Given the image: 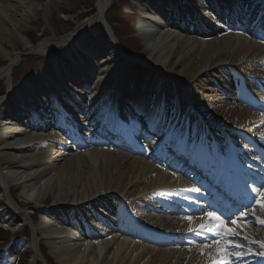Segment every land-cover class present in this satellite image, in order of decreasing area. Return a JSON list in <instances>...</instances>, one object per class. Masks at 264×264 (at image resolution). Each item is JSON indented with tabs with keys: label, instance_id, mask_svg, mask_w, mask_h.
<instances>
[{
	"label": "bare ground",
	"instance_id": "6f19581e",
	"mask_svg": "<svg viewBox=\"0 0 264 264\" xmlns=\"http://www.w3.org/2000/svg\"><path fill=\"white\" fill-rule=\"evenodd\" d=\"M24 1L26 0H0V35L3 34L0 38V55L8 60L9 65L15 63L21 54L15 56L8 54L3 45L15 39L23 42L25 51L45 56L64 45L68 46L69 43L84 44L87 42L84 31L90 30L95 25L108 27L106 31L109 30L112 37V30L103 18L111 0H98L95 14L81 24L76 23L77 29L69 36L62 40L57 38L44 40L34 45L25 36L28 29L25 25L35 18L36 8L31 6V0L27 4ZM135 1L140 5L144 2ZM145 1L149 3L150 0ZM179 2L180 0H175L174 3ZM147 12L153 18H158L155 11ZM174 17H177L175 21L183 22L185 27L191 28L192 31L159 30L158 42L150 49L152 59H149L151 62L149 67L159 69L163 81L169 86V93H176L175 89L178 85L186 95L188 94L187 97H195L198 111L208 119L210 125L212 123L220 137L226 138L223 134L232 135L234 140H238L237 136H239L242 138L239 139L240 141L246 139L260 146L264 145V136H259L263 130L264 120L258 110L259 107H264V104L257 107L259 102L260 104L264 102L260 101L264 98L262 92L264 86L261 87L258 82L260 80L264 85V49L245 40L238 39V41L231 37L209 34L212 32L208 30L211 21L207 19L213 18L207 11L200 15L195 11H189L188 8L181 9L178 13L175 12L171 19ZM191 20L192 23H188ZM8 24L12 26L11 29H8ZM196 26L201 29L192 28ZM180 27L186 30L183 26ZM109 43V45H94L96 54L104 53L105 49L110 48L112 56H117L119 52L113 41ZM77 57L80 58L79 55ZM89 57L93 58V56ZM72 59L76 62V57ZM129 62L135 65L134 62L137 61ZM3 68H0V80L11 79V68ZM70 72V67L64 65V68L61 67L56 72L57 74L41 77L38 89L41 92L47 89L45 91L52 96L47 102H41L39 110L33 108V100L36 99L32 96L26 97V101H32L31 104L20 102L17 108L33 111L32 114L37 121L34 130L41 127L40 123L50 120L62 123L65 118L69 127L67 134L72 133L79 137L85 150L77 151L76 146L70 143L65 145L54 142L55 132L49 134L53 136L35 133L39 137H32L30 134L24 137L25 131L15 127L12 122L3 124L2 116L7 117L12 113L11 100L17 93L9 85L7 97L2 101L5 109L0 112L2 115H0V158H4V165L9 162V164L19 162L20 165L18 170L6 168L1 172L0 195H6L10 185L16 183L17 186L23 187L22 195L36 204H39L42 197L51 195L53 201L50 209L47 211L41 209L42 214L49 218L57 213L70 215L77 212L89 218L93 217V209L103 208L107 214L114 212L123 221L120 220L115 233L105 235L98 233L97 240L86 241L76 238L87 232L84 224H81L83 234L75 235L70 228H64L49 218H43V222L34 229L33 242L29 241L24 245V248L26 246L34 251L32 264H37L40 259L35 250L39 244L40 234L46 239L58 264H211L209 256L213 249L209 248L205 250L204 255H200L199 246L210 244L214 237L203 231L200 235L189 232V223L183 219L186 216H193L192 227L195 228L203 222L200 217H203L207 211L201 209L200 202L189 198L181 178L175 174L164 175L151 165L132 161L129 158L136 157L128 156L120 149L105 154L106 147L97 146L109 142L108 139L101 140V131H106L105 126L110 129L116 126L115 115L120 112L119 100L124 99L136 104L135 99L128 97V93L131 92L128 83L126 85L118 77L111 91H107L106 87H102L100 91L94 89L90 95L82 94L79 100H73L69 107L58 108L54 97L61 93L63 88L59 89L60 84L57 83L58 80L62 82ZM103 76L102 74L99 78ZM81 79L75 80L80 82ZM172 87H174L173 91ZM56 90L57 94H55ZM38 93L39 91H36V94ZM71 109L81 110L82 114L83 111L91 110L90 119L83 118L81 114L76 116V124H70L68 122L70 118L66 115ZM62 110L66 113L62 114ZM89 120H93L92 131L89 133L81 131L88 126ZM155 121L156 119L149 125H153ZM132 122L133 120L128 121L129 124ZM116 132L115 130L111 132V136L114 137ZM127 138L131 141L129 137ZM128 139L127 142L124 141L126 143L124 145L126 148H132ZM151 145L158 146L159 142ZM43 147H46V150H43ZM61 159H66L67 162L57 167V164L63 161ZM2 165L0 159V168ZM10 199L7 194L6 209L0 213V221L8 222L16 216L18 209ZM120 200H124L125 203ZM127 210L134 218L152 229L146 230L142 226L134 225L132 219L128 217ZM23 215L22 223L27 220L26 215ZM158 240H163L166 244L155 243ZM259 250L264 251L262 248ZM238 260L233 258V264L243 263ZM263 260L253 264H263Z\"/></svg>",
	"mask_w": 264,
	"mask_h": 264
},
{
	"label": "rangeland",
	"instance_id": "374dc122",
	"mask_svg": "<svg viewBox=\"0 0 264 264\" xmlns=\"http://www.w3.org/2000/svg\"><path fill=\"white\" fill-rule=\"evenodd\" d=\"M30 4L34 8H36V15L31 22L26 23V27L28 28L25 36L30 40V42L34 45H37L41 41L49 40L53 38H61L66 35L73 33L78 25L83 23L87 18L93 16L96 12L97 2L98 0H31ZM26 4L29 3V0L24 1ZM23 2V3H24ZM258 1L256 0V3ZM237 3L235 0H227V6H233V4ZM249 5V4H248ZM248 5L246 8H243L244 12L247 11ZM110 10L109 15L105 14V19L108 23L112 25L114 29V34L121 41L123 49L129 54L133 55L135 58H138L141 61L147 62L150 64L149 59H152V52L150 49L153 45L158 42L157 35L158 32H154L155 34H150V32L143 34L136 25L138 21L135 18V6L133 4V0H111L107 10ZM139 15L143 13L142 8L138 7ZM106 10V11H107ZM108 10V11H109ZM18 11V10H17ZM38 11V12H37ZM257 11V8H256ZM40 12V13H39ZM13 14H15L13 12ZM88 14V15H86ZM20 22V21H18ZM142 22V20H141ZM11 25L8 24V29H11ZM85 32V37L87 42L82 44V46L78 43H69L68 48H73V50H80L81 47L87 50L90 48L91 44H103L109 45V37H107V33L101 25H95L93 28H90ZM3 37V34L0 35V38ZM89 41V42H88ZM1 44V40H0ZM4 49L8 54L16 55V54H25L28 52L25 51L23 42L20 40L9 41L3 45ZM65 47H62L58 50L52 51L47 57L39 56V55H30V56H22V61L20 65L13 69V80L16 85L19 83L22 85L23 81H33L34 83L38 80L41 74H46L49 72L53 66L55 61L61 59V54L64 51ZM108 52L111 53L110 48L107 49ZM155 51V50H153ZM76 52V51H75ZM74 52V53H75ZM79 53V51H78ZM109 54V53H108ZM57 57V58H56ZM113 58V59H112ZM27 59V60H26ZM110 65H106L103 67L99 66L98 61L94 64V67H91L92 73L95 71L100 72L99 76H102L103 80H106L108 85V89H112V85H114L113 80L115 81L118 77L122 80L128 81V87L131 90L129 92V96L136 95L139 92H146L145 89H149L150 93H153V90L158 89V87H163L166 89L167 96H174L177 102L181 107L185 106V94L183 92L182 87H178L175 89L176 93H169V86L167 83L163 81L162 75L159 69L154 67H149L142 64L132 65L127 59L119 57L111 56ZM149 62V63H148ZM8 65V60L5 59L4 56L0 55V68H3ZM106 68V69H105ZM236 69V67H234ZM104 69V70H103ZM127 72V73H126ZM241 72V71H240ZM123 73V74H121ZM125 81V83H126ZM111 83V84H109ZM28 85L29 82H28ZM173 86V85H172ZM17 87V86H15ZM92 87V84H90ZM95 87V86H93ZM174 87H172L173 91ZM127 90V89H126ZM181 90V91H178ZM5 91L4 83L0 82V95H2ZM140 94V93H139ZM142 95V94H141ZM76 156V155H73ZM68 158V157H67ZM66 158V159H67ZM66 159H61L57 167H60V164H64L67 162ZM71 159V158H68ZM17 163H11L4 168H9L10 170L18 167L17 165H13ZM14 186V187H13ZM12 195L15 200H18L21 203V206H29L31 205L29 200H27L23 195V187L18 190L14 184L11 185ZM20 199V200H19ZM51 195H46L42 197L39 204L35 206H41L40 208H44V206H50L52 203ZM24 203V204H23ZM29 203V204H28ZM26 208V207H25ZM0 209L4 210L5 207L3 203L0 202ZM32 208H26V210L31 212ZM21 218L17 212V216ZM32 219L37 220V214L32 215ZM42 221V220H41ZM40 221V222H41ZM38 223L35 224L37 226ZM31 237L30 229L24 228V230L14 236V244ZM40 249L44 253L46 259L48 260V264H58L56 257L52 254V250L46 242V239L43 238V235L40 236ZM13 241V236L11 234H5L0 231V251H6L8 247H10ZM24 250V251H23ZM6 255L9 256V252H5ZM6 256V257H8ZM12 257L10 259L14 260L16 264H28L27 263V254L25 253V249H22L18 254H11ZM29 256V255H28ZM38 264H42L39 262Z\"/></svg>",
	"mask_w": 264,
	"mask_h": 264
},
{
	"label": "snow or ice",
	"instance_id": "6c2138e0",
	"mask_svg": "<svg viewBox=\"0 0 264 264\" xmlns=\"http://www.w3.org/2000/svg\"><path fill=\"white\" fill-rule=\"evenodd\" d=\"M264 135V133H262ZM185 191L198 192L197 188L185 189ZM252 192L255 194V203L259 207L260 211H264V189L252 188ZM253 214L255 209H252ZM248 213H242L241 217L238 219L231 220V227L225 219L221 216L216 215L214 212H207L200 219L202 223L196 225L195 228L192 227L194 222L193 216H186L183 219L187 220L189 223V232H194L196 235H200L201 232L210 233L214 239L211 243H205L200 245L201 248L200 255L205 254V250L212 248L213 252L209 256L211 264H233V257L236 259H241L246 254L243 250V245L238 242L239 237H241L242 225L247 226L244 217H247ZM256 223L264 226V219L259 217L255 220ZM246 239V237H244ZM251 243H257L256 241H251ZM260 248L264 249V242L259 243ZM249 254L251 249L248 250ZM258 255L264 257V251L258 253Z\"/></svg>",
	"mask_w": 264,
	"mask_h": 264
}]
</instances>
